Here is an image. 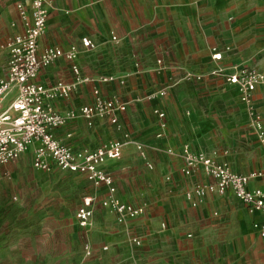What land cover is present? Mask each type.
I'll return each instance as SVG.
<instances>
[{
    "label": "crops",
    "instance_id": "obj_1",
    "mask_svg": "<svg viewBox=\"0 0 264 264\" xmlns=\"http://www.w3.org/2000/svg\"><path fill=\"white\" fill-rule=\"evenodd\" d=\"M46 1L48 21L39 41L40 53L48 47L63 51L74 45L78 48L74 61L60 58L43 68L36 79L37 83L46 87L60 82L77 84L69 97H56L45 102L68 119L63 131L65 145L74 152H87L110 141L141 139L151 142L145 154L150 159L158 157L163 161L154 174L142 177L140 171L135 172L144 186V189H137L136 198L125 195L123 187L127 186L114 181L115 196L121 202L144 207L145 213L137 219L121 222L113 209L101 210L96 218V228L106 238L107 245L104 247L107 250L104 247L103 250L108 252L102 254L108 261L105 264H264V237H257L254 245H241L235 251L231 249L235 239L230 232L218 236L200 230L194 238L195 242L201 243L199 247H204L199 251L192 249L191 240H185L183 227L190 224V215L195 212L204 218L213 207L211 202L217 197L208 195L197 200L201 201L197 207L192 206L193 202L189 201L187 194L195 184H207L213 180L202 169L191 176L184 175L181 154L186 146L194 152L214 153L217 145L212 140V130L219 127L240 128L245 132L241 139L246 141L242 142L246 150L239 155L225 150L220 158L214 157L238 174L261 172L263 177L251 181L250 188L264 190V140L261 137L264 133V79L253 93L250 105L241 101L236 86L229 85L225 95L228 105L223 114L208 115L193 103L166 102L165 111L160 109L166 112L165 128L161 127L158 116L156 118L152 114L147 104L121 113L116 125L109 117H95L90 123L79 113L82 106L93 103L94 90H100L96 82H104L105 79H110V83L100 85L101 95L116 99L112 97L118 96L114 92L116 89L130 79L143 80L150 74L187 78L192 75L206 76L211 69L219 67L223 72L220 78L226 79L239 68L251 67L264 77V0ZM30 3L31 0H0V11L13 21L15 35L24 32V20L18 5L22 4L30 16ZM83 38L90 39L94 47L84 49L81 45ZM168 43L172 46L169 47ZM162 45L172 50L175 59L166 62L157 71L153 67L150 51L154 47L161 49ZM215 53H222L221 62L213 60ZM74 66L78 68V74L73 71ZM215 103L216 100L210 102L211 105ZM175 112L181 115L178 124L173 118ZM256 114L261 118L260 127L256 125ZM58 130L54 131V135L61 141L62 132ZM161 130H164V136L155 139L153 134L157 131L161 133ZM249 140L258 146L260 158L249 153ZM261 140L262 145L259 144ZM35 147L27 152L34 153ZM168 149L175 150L177 154H168ZM125 152L126 147L122 157ZM127 152L129 154L122 163L118 162L119 159L105 164L104 169L112 177L118 172L125 173L123 168L139 169L142 166L146 156L137 150L134 143L129 144ZM233 157L241 161L240 168L233 164ZM99 188H102L100 198L108 199V189L104 186ZM224 197L227 198L222 199L224 202L239 203L231 191ZM244 216L241 211L240 225L244 235H241L240 241L249 242L253 235L249 233L248 223L253 220L264 228V214L256 212L246 215V218ZM134 238L140 239L141 244L133 243ZM218 238H224L230 248L220 256H217ZM210 243L213 244L212 252L208 251ZM100 246L96 244V252Z\"/></svg>",
    "mask_w": 264,
    "mask_h": 264
},
{
    "label": "rangeland",
    "instance_id": "obj_2",
    "mask_svg": "<svg viewBox=\"0 0 264 264\" xmlns=\"http://www.w3.org/2000/svg\"><path fill=\"white\" fill-rule=\"evenodd\" d=\"M15 34L13 21L0 11V78L6 74L9 56L8 43ZM168 46L171 47V43H168ZM150 55L154 63L153 67L157 68V71L162 69L166 62L175 59L172 50L166 48L165 45H162L161 49L154 47L150 51ZM213 70L211 69L210 74H206V76L192 75L190 79L179 76L165 78L157 74L147 75L143 80L130 79L124 86L114 91L118 93V96L112 97L126 102L127 111L137 110L147 104L155 117L156 109L165 111L164 103L171 104L174 101L197 104L199 109L208 115L223 114L228 105L225 95L230 84L226 79L213 76L211 74ZM215 77L216 79H212ZM109 83L101 80L96 82L98 84L96 86L102 91L100 85ZM162 92H165L164 96H161ZM150 96L154 98L149 99ZM214 100L216 103L211 105L210 102ZM180 117L178 112L173 114L176 124L180 122ZM64 128L62 127L58 131L62 132L61 141L66 144L63 140ZM159 133L157 131L153 134L155 139H161L157 137ZM161 133L164 136V130H161ZM244 135L245 132L240 128L219 127L211 131L212 140L217 145L216 151L214 153H199L220 158L225 150H231L233 154L239 155L238 153L246 150V146H242V142L246 141L241 139ZM124 139L121 142L125 144L126 152L118 161L119 163L127 158V154H129L127 148L130 143H134L136 148L142 146L146 153L151 146V142H144L141 139L138 141ZM262 140L259 143L261 145ZM248 142L249 153L253 154L255 158H260L258 146L252 144L251 140ZM100 147L92 148L87 152L95 151ZM234 157L233 164L240 168L241 161H236ZM33 162L34 153L29 151L16 161L0 168V264H105L108 262L102 255L108 252L103 250V247L107 245L106 238L96 228V218L105 208L103 203L107 200L100 198L102 188L94 186L85 176L62 172L54 164L51 165L50 171H42L37 169ZM162 162L158 157L150 159L146 155L139 169L123 168L126 169L125 173L116 170L118 173L113 175L114 181L116 184H125L127 187H123L124 194L129 198H136L137 189H144V186L135 172L140 171L142 177L150 173L154 174ZM149 164H153V169L149 168ZM233 164L230 165L234 166ZM198 185L205 184H195V187ZM194 188L190 191L191 193ZM208 195L217 198L211 202L213 207L207 211V215L201 218L198 213L194 212L190 215V224L183 227L185 240L193 242V250L199 251V248H204L199 247L201 243L195 242L196 235L200 233V230L218 236L227 232L233 233L235 241L232 243L231 249L234 251L239 250L241 245L250 247L255 244L254 241L257 237H262L261 226L256 228V221L252 220L248 224L251 229L249 233L253 237L249 242L240 241L241 235H244L240 225L241 211L245 216H251L254 213L237 198L239 201L237 204L224 202L225 200L222 199L227 198H222L221 195L215 193L205 192L201 198L205 199ZM86 196L94 197L96 210L92 226L84 229L80 227L76 213ZM187 198L193 202V207H197L201 202H197L200 197L197 198L195 195L188 197L187 194ZM108 208L113 209V207ZM217 240L219 246L217 256H220L230 248L224 238ZM96 244L101 245L98 252H96L98 249ZM207 246L208 249L210 248L208 251L214 250L212 243ZM208 255L210 254L208 253ZM204 259L207 258L204 257Z\"/></svg>",
    "mask_w": 264,
    "mask_h": 264
},
{
    "label": "built area",
    "instance_id": "obj_3",
    "mask_svg": "<svg viewBox=\"0 0 264 264\" xmlns=\"http://www.w3.org/2000/svg\"><path fill=\"white\" fill-rule=\"evenodd\" d=\"M30 4V16L22 4L18 5L24 20V32L15 35L9 41L7 71L6 75L0 78V168L16 161L29 148L36 145L33 163L37 169L50 171L51 165L54 164L63 172L83 175L94 186L98 188L104 186L108 189L109 198L103 203V207H113L120 216L121 222L139 218L145 213L144 207L121 202L115 196L116 187L112 175L104 169L108 161H117L122 158L125 147L123 142L110 141L95 151L74 152L55 137L54 131L64 127L68 119L45 102L56 97H69L77 84L60 82L55 86L46 87L37 83L36 79L43 68L60 58L74 61L78 48L74 45L68 51H63L57 47H48L40 53L39 41L46 31L48 21L47 1L31 0ZM81 45L86 50L94 47L88 38H83ZM222 58V53L213 54L214 61L221 62ZM73 71L76 74L79 72L76 66L73 67ZM222 73L221 68L217 67L211 74L220 77ZM263 79V75L251 67L239 68L226 77L230 85L238 88L241 101L248 105ZM109 81L104 80V82ZM164 95L165 92H162L161 96ZM152 98L154 97H149V99ZM126 110L127 103L118 99L105 98L99 89H95L93 103L82 106L79 113L90 123L95 117H109L111 123L116 125L119 123V115ZM155 114L161 121V127L165 128V113L156 109ZM256 125L261 126V118L258 114H256ZM157 137H163V133H159ZM261 137H264V133ZM137 149L146 156L142 146H138ZM167 153L177 154L173 149H168ZM181 154L184 161L182 168L184 175L191 176L202 169L213 180L211 183L196 186L188 197L195 195L201 198L205 192L225 196L231 191L252 213L264 214V190L250 188L251 181L263 177L261 172L250 175L235 173L226 163L217 161L214 156L194 152L189 146L184 147ZM149 168L153 169V164H149ZM95 207L94 198H83L76 213L80 227L87 229L92 226ZM255 227L259 228V224ZM260 234L264 237L263 227L260 228ZM133 243L140 245L141 241L134 238ZM104 250H107V247H104Z\"/></svg>",
    "mask_w": 264,
    "mask_h": 264
}]
</instances>
